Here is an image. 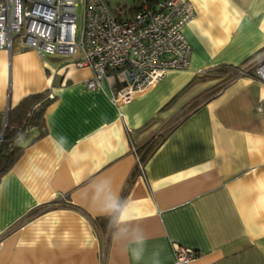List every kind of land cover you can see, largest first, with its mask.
Masks as SVG:
<instances>
[{
    "label": "crops",
    "instance_id": "crops-1",
    "mask_svg": "<svg viewBox=\"0 0 264 264\" xmlns=\"http://www.w3.org/2000/svg\"><path fill=\"white\" fill-rule=\"evenodd\" d=\"M103 1L120 10L134 0ZM189 1L187 68L119 105L113 73L88 88L93 73L79 55L39 56L18 38L0 48V111L54 95L45 134L32 140L33 130L0 178V264H153L154 252L175 264V244L197 250L189 264H264V83L253 69L264 0ZM103 177L134 205L146 237L139 262L89 199ZM95 218H107L104 231Z\"/></svg>",
    "mask_w": 264,
    "mask_h": 264
},
{
    "label": "built area",
    "instance_id": "built-area-1",
    "mask_svg": "<svg viewBox=\"0 0 264 264\" xmlns=\"http://www.w3.org/2000/svg\"><path fill=\"white\" fill-rule=\"evenodd\" d=\"M121 13L103 0H0V48L10 49L13 38H18L23 48L39 56L79 55L76 65L93 73L86 81L88 88L97 87L113 69L109 99L119 105L168 70L187 68L190 46L182 29L195 17L189 0H161L132 16L121 17ZM253 67L254 77L264 83V55ZM197 255L194 248L174 245L175 264H189Z\"/></svg>",
    "mask_w": 264,
    "mask_h": 264
},
{
    "label": "trees",
    "instance_id": "trees-1",
    "mask_svg": "<svg viewBox=\"0 0 264 264\" xmlns=\"http://www.w3.org/2000/svg\"><path fill=\"white\" fill-rule=\"evenodd\" d=\"M160 1L134 0L130 7L119 6L118 8L123 9L128 15H133L144 6L154 8ZM237 68L235 67L233 72ZM108 73H114V70L112 69ZM48 93V91H41L29 94L22 98L15 107L9 109L6 114L0 111V178L20 157L23 151L22 142L32 136L33 130H36L37 134L32 140L45 134L44 110L50 101ZM142 160L143 158H141ZM93 223L98 230L104 231L108 220L107 218H95Z\"/></svg>",
    "mask_w": 264,
    "mask_h": 264
},
{
    "label": "clouds",
    "instance_id": "clouds-1",
    "mask_svg": "<svg viewBox=\"0 0 264 264\" xmlns=\"http://www.w3.org/2000/svg\"><path fill=\"white\" fill-rule=\"evenodd\" d=\"M67 138L59 137L57 143L63 147ZM89 199L97 211L109 218V228L112 238L123 245L134 261H141L146 250V237L134 220L133 203L122 199L114 189L110 178L95 179L89 188ZM153 264H159V252L153 253Z\"/></svg>",
    "mask_w": 264,
    "mask_h": 264
},
{
    "label": "rangeland",
    "instance_id": "rangeland-1",
    "mask_svg": "<svg viewBox=\"0 0 264 264\" xmlns=\"http://www.w3.org/2000/svg\"><path fill=\"white\" fill-rule=\"evenodd\" d=\"M77 22H78V24H80V22H81V8H80V6L78 7V12H77ZM44 56L45 57H51V56H59V55L52 53V54H45Z\"/></svg>",
    "mask_w": 264,
    "mask_h": 264
}]
</instances>
